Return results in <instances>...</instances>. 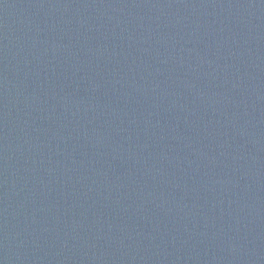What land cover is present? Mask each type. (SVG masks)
Masks as SVG:
<instances>
[{
	"label": "water",
	"instance_id": "obj_1",
	"mask_svg": "<svg viewBox=\"0 0 264 264\" xmlns=\"http://www.w3.org/2000/svg\"><path fill=\"white\" fill-rule=\"evenodd\" d=\"M0 264H264V0H0Z\"/></svg>",
	"mask_w": 264,
	"mask_h": 264
}]
</instances>
